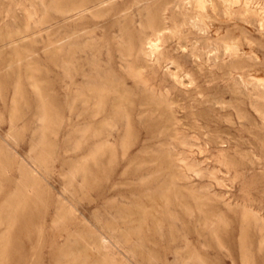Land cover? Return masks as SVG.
Listing matches in <instances>:
<instances>
[{"label": "rangeland", "instance_id": "374dc122", "mask_svg": "<svg viewBox=\"0 0 264 264\" xmlns=\"http://www.w3.org/2000/svg\"><path fill=\"white\" fill-rule=\"evenodd\" d=\"M137 1H140V3ZM96 6L98 8H92ZM81 7L91 8L77 11ZM121 7L127 8L120 11L118 19L114 18V9ZM158 7L168 8L163 14L166 27L163 29L161 37L155 40L158 48L165 51V56L161 58L159 63H155L153 55L145 53L147 44L144 45L143 51L137 52L136 48L139 45V41L121 28L125 26L128 32L142 33L143 25L150 20L152 15L156 14ZM196 7L204 8L197 9ZM143 14L145 17H143ZM201 14H205L202 20L200 19ZM188 16L191 17L188 18ZM143 19L144 21H142ZM117 22H119L118 26ZM113 27L116 28L114 29ZM147 32H149V29H145L142 33L144 37ZM262 38H264V0H204L203 6H198L196 0H169L168 2L167 0H0V133L4 131L0 134V264H110L111 262V264H244L245 261L248 264H264V228H261L264 227V113L261 110L263 109L264 111V96L262 95L264 94V80H262L264 79V39ZM131 40H134V42ZM126 41H128V44ZM226 43L234 45L236 48L233 46V49H228ZM131 45H133V50ZM101 54H103L104 58ZM103 59L104 62H102ZM177 63L179 66H177ZM96 65L98 66L95 67ZM104 68L106 70L109 69L107 70L108 73H106ZM171 71L178 73L180 81L173 79L169 74ZM87 73H89L90 77ZM101 76L103 79L105 78V81ZM140 78L147 80V87L150 86L149 89L143 85ZM171 82L173 83L171 84ZM164 83L165 86L163 85ZM88 84H90L89 87ZM91 84H95V87ZM126 84L130 85L127 86ZM92 86L94 89H92ZM166 86H168L169 90ZM110 87L114 89H110ZM107 88L109 89L108 91ZM115 89H117V92ZM122 89L130 92H121ZM135 92H137L136 96ZM119 94L127 96L132 103H123L118 112L115 113L112 104ZM143 94L153 96V101H151L153 105L140 103V97ZM74 97L76 98L74 99ZM160 98L163 100L161 101ZM174 99H176L175 103L173 102ZM163 101L167 104L171 102L170 104L172 105H167ZM56 106H59V108ZM258 106L262 107L258 108ZM42 107L44 108L42 109ZM148 110L150 111L148 112ZM163 110L166 111L164 112ZM96 112L100 115H97ZM104 112L107 114H104ZM64 115L65 118H62ZM103 115L107 120H104ZM94 116L96 117L94 118ZM150 117L153 118L155 127L160 128L167 124L166 131L163 134L158 133L151 137L146 135V132H144L146 130L145 125L146 121L151 120ZM110 118L113 119L110 120ZM114 118L115 121H113ZM100 119H102L101 122ZM127 120H129V125H127ZM91 121L93 122L90 124ZM109 123H112L114 128ZM181 123L184 124L182 125ZM88 125L89 127H87ZM80 126L81 129L79 128ZM35 127L38 128L36 129ZM181 128H184V130ZM79 130H82V132ZM93 130L96 131L94 132ZM29 132L31 135L27 134ZM106 133H110V136ZM125 135L127 136L125 137ZM169 135H171L170 138L168 137ZM115 139H118V141L116 142ZM162 139H165L164 143ZM82 140L84 141L81 142ZM14 141L17 143L15 144ZM111 142H114L113 148ZM156 142H158V145ZM166 143L169 144L167 145ZM27 145L32 146L28 147ZM70 145L71 147H69ZM91 145H94V147ZM73 146H76V149ZM211 146L213 147L211 148ZM72 147L73 149H71ZM101 147L102 149H100ZM175 147L177 149H174ZM97 149L98 152L95 153ZM163 149L170 152L166 151L167 154ZM155 150H160V153L158 151L155 152ZM171 150L173 151L171 152ZM90 152L93 155L91 154L90 156ZM27 153L29 154L27 155ZM84 154L86 156L89 155V157ZM169 154L170 156H168ZM36 160L37 162H35ZM193 160L196 163L192 162ZM130 163L133 164L131 165ZM67 164L69 165L67 166ZM38 165H42V167ZM175 165L177 168L172 167ZM205 166L206 170H211L213 173L210 174V172L206 171ZM75 168L78 169L76 170ZM53 169L55 172H53ZM143 175H146L147 179ZM70 176L72 180H70ZM169 177L175 184L171 183ZM137 178L140 180L138 181ZM159 181L161 182L160 184ZM169 181L171 186L167 185ZM191 182L194 183L193 186ZM186 184L187 186H185ZM196 186L197 189L195 188ZM172 187L173 190L171 189ZM176 187H178V191ZM63 188L67 189L68 192ZM70 188L73 189L71 190ZM190 189L196 192L193 193ZM174 190H176V193ZM144 191L146 192L144 193ZM180 191L182 192L180 193ZM159 192L161 193L159 194ZM135 194L138 197L137 195L134 197ZM147 195L154 200L152 201ZM164 196H166V199ZM183 197L184 199H182ZM120 200L125 203H120ZM138 201L139 203H136ZM223 203L224 205H222ZM197 207L199 208L197 209ZM124 208L127 209L125 210ZM146 208L147 210H145ZM21 210L28 212L21 215L19 213ZM140 212L141 214H138ZM172 213L175 218L170 217ZM129 214L132 215V218L131 215L128 217ZM254 214L258 215V217ZM96 216H98L97 219ZM124 216L126 219H124ZM243 216L248 218L246 217L245 219ZM218 217L222 218L218 219ZM204 218L208 220L205 222ZM132 219L135 220L133 221ZM197 219L200 222H197ZM127 220L128 222L126 223ZM209 220H212V223ZM170 222H172L171 225ZM225 222L227 223L225 224ZM119 223L122 224L119 225ZM258 223H261V227ZM137 224L138 227L136 226ZM190 224L193 225L191 226ZM178 225L180 228L177 227ZM242 225L244 226L242 227ZM181 227L182 231L180 230ZM120 228L123 229L121 230ZM100 234L106 235L110 240L100 243ZM181 234L185 236L183 237ZM180 235L182 238H180ZM261 240L262 242H260ZM188 242H190V246ZM192 244L193 246H191ZM206 245H208V248ZM135 246L137 247L135 248ZM175 246H178L176 249L179 251L175 249ZM147 251L149 253H146ZM151 251L154 253L152 254ZM208 251L210 252L208 253ZM182 252H185L184 255ZM195 252L197 255L199 254L201 260L199 256H196ZM174 254L175 257H173ZM193 255H195L194 260ZM182 258L183 261L181 260ZM180 261L183 263H180ZM199 261L200 263H198Z\"/></svg>", "mask_w": 264, "mask_h": 264}, {"label": "bare ground", "instance_id": "6f19581e", "mask_svg": "<svg viewBox=\"0 0 264 264\" xmlns=\"http://www.w3.org/2000/svg\"><path fill=\"white\" fill-rule=\"evenodd\" d=\"M88 1H89V0H88ZM147 1H150V0H147ZM154 1H155V0H154ZM168 1H169V0H167V2H168ZM172 1H173V0H172ZM1 2H2V1H1ZM86 2H87V1H86ZM93 2H94V1H93ZM99 2H100V1H99ZM137 2L140 3V1H137ZM48 3H49V2H48ZM129 3H130V2H129ZM150 3H151V2H150ZM171 3H172V2H171ZM196 3H197L198 6H203V5H204V0H196ZM96 4H97V3H96ZM174 4H175V3H174ZM251 4H252V3H251ZM93 5H94V4H93ZM93 5H92V6H93ZM136 5H137V4H136ZM144 5H145V4H144ZM146 5H147V4H146ZM164 5H165V4H164ZM254 5H255V4H254ZM38 6H39V5H38ZM76 6H77V5H76ZM141 6H142V5H141ZM141 6H140V7H141ZM150 6H151V5H150ZM33 7H34V6H33ZM133 7H135V6H133ZM133 7H132V8H133ZM2 8H3V7H2ZM20 8H21V7H20ZM90 8H91V7H81V8H78L77 11H78V10H79V11H82V10H84V9H90ZM92 8H93V9H96V8H98V7L96 6V7H92ZM126 8H127V7H121V8H116V9H114V12H113L114 18L118 19V16H120V11H121V10H124V9H126ZM167 8H168V7H158V8H157V12H156V14L153 13L154 15L151 16L150 20H149L145 25H143V27H142L143 32H144L145 29H149V32H147V34L145 35V37H144L143 34H142L143 32H142V33L140 32V33H138V34H137V33H131V32H128V30H127V28H125V26H124V28H121V27H120L124 32H127L128 34H130V36H134V39H136V40L139 41V45H138V47L136 48V49H137V52L143 51V50H144V47H145L144 45L147 44V45H146V46H147V51H146L145 53H149V54L153 55L155 63H159V62L161 61V58H163V56H165V55H164V54H165V51H164L163 49L158 48L157 42H156L155 40L158 39L159 37H161L162 32H163V29L166 27V24H165V20H164V16H163V14L165 13V10H166ZM196 8H197V9H203L204 7H196ZM18 9H19V8H18ZM22 9H23V8H22ZM138 9H139V8H138ZM252 9H253V8H252ZM19 10H20V9H19ZM100 10H101V9H100ZM128 10H130V9H128ZM128 10H127V12H128ZM132 10H133V9H132ZM134 10H135V9H134ZM141 11H142V10H141ZM152 11H153V10H152ZM201 11H202V10H201ZM11 12H12V11H11ZM123 12H124V11H123ZM123 12H122V13H123ZM127 12H126V14H127ZM132 12H133V11H132ZM134 12H135V11H134ZM199 12H200V11H199ZM212 12H213V11H212ZM25 13H26V12H25ZM37 13H38V12H37ZM104 13H105V12H104ZM149 13H150V12H149ZM9 14H10V13H9ZM16 14H17V13H16ZM19 14H20V13H19ZM134 14H135V13H134ZM167 14H168V13H167ZM167 14H166V15H167ZM4 15H5V13H4ZM17 15H18V14H17ZM42 15H43V14H42ZM168 15H169V14H168ZM174 15H175V14H174ZM178 15H179V14H178ZM204 15H205V14H201V15H200V19H201V20L203 19V16H204ZM226 15H227V14H226ZM241 15H242V14H241ZM39 16H40V15H39ZM78 16H79V15H78ZM101 16H102V15H101ZM138 16H140V15H138ZM227 16H228V15H227ZM14 17H15V16H14ZM42 17H43V16H42ZM42 17H41V18H42ZM54 17H55V16H54ZM99 17H100V16H99ZM121 17H122V16H121ZM126 17H127V16H126ZM134 17H135V15H134ZM136 17H137V16H136ZM143 17H145L144 14H143ZM189 17H191V16H188V18H189ZM12 18H13V17H12ZM140 18H142V17H140ZM174 18H175V17H174ZM8 19H9V18H8ZM116 19H115V20H116ZM119 19H120V18H119ZM126 19H127V18H126ZM197 19H199V18H197ZM10 20H11V19H10ZM59 20H60V19H59ZM124 20H125V19H124ZM137 20H138V19H137ZM206 20H207V19H206ZM7 21H8V20H7ZM7 21H6V22H7ZM11 21H12V20H11ZM32 21H33V20H32ZM89 21H90V19H89ZM142 21H144V19H143ZM222 21H223V19H222ZM232 21H233V20H232ZM8 22H9V21H8ZM16 22H17V21H16ZM18 22H19V21H18ZM22 22H23V21H22ZM94 22H95V21H94ZM137 22H139V21H137ZM204 22H205V21H204ZM19 23H20V22H19ZM118 23H119V22H117V26H118ZM120 23H121V22H120ZM4 24H5V22H4ZM16 24L18 25V23H16ZM121 24H122V23H121ZM134 24H135V23H134ZM9 25H10V24H9ZM18 26H19V25H18ZM77 26H78V25H77ZM92 26H93V25H92ZM170 26H171V25H170ZM195 26H196V25H195ZM207 26H208V25H207ZM224 26H225V25H224ZM247 26H248V25H247ZM98 27H99V26H98ZM98 27H97V28H98ZM103 27H104V26H103ZM103 27H101V28H103ZM259 27H260V26H259ZM3 28H4V27H3ZM71 28H72V27H71ZM89 28H90V27H89ZM91 28H92V27H91ZM113 28H114V27H113ZM115 28H116V27H115ZM115 28H114V29H115ZM209 28H210V27H209ZM226 28H227V27H226ZM86 29H87V28H86ZM105 29H106V28H105ZM38 30H39V29H38ZM76 30H77V29H76ZM116 30H117V29H116ZM171 30H172V29H171ZM3 31H4V30H3ZM8 31H9V30H8ZM10 31H11V30H10ZM82 31H84V30H82ZM109 31H110V29H109ZM140 31H141V30H140ZM13 32H14V31H13ZM31 32H32V31H31ZM31 32H30V33H31ZM35 32H36V31H35ZM104 32H105V31H104ZM121 32H122V31H121ZM211 32H212V31H211ZM260 32H261V31H260ZM61 33H62V32H61ZM207 34H208V33H207ZM258 34H259V33H258ZM262 34H263V33H262ZM25 35H26V34H25ZM59 35H60V34H59ZM97 35H98V34H97ZM101 35H102V34H101ZM122 35H123V34H122ZM210 35H211V34H210ZM255 35H256V34H255ZM117 36H119V35H117ZM123 36H124V35H123ZM123 36H122V37H123ZM127 36H128V35H127ZM211 36H212V35H211ZM257 36H258V35H257ZM260 36L262 37V35H260ZM58 37H59V36H58ZM115 37H116V36H115ZM253 37H254V36H253ZM100 38H101V37H100ZM103 38H104V37H103ZM113 38H114V37H113ZM117 38H120V37H117ZM124 38H125V37H124ZM124 38H121V39H124ZM87 39H88V38H87ZM128 39H129V38H128ZM258 39H259V38H258ZM262 39H264V38H262ZM13 40H14V39H13ZM119 40H120V39H119ZM61 41H63V40H61ZM95 41H96V40H95ZM97 41H98V40H97ZM124 41H125V40H124ZM131 41L134 42V40H131ZM231 41H232V40H231ZM59 42H60V41H59ZM82 42H83V40H82ZM85 42H86V41H85ZM91 42H92V41H91ZM119 42H120V41H119ZM127 42H128V41H126V43H127ZM129 42H130V40H129ZM249 42H251V41H249ZM262 42H263V41H262ZM57 43H58V42H57ZM80 43H81V42H80ZM120 43H122V42H120ZM222 43H223V42H222ZM253 43H254V42H253ZM122 44H123V43H122ZM122 44H120V45L122 46ZM127 44H128V43H127ZM224 44H225V43H224ZM226 44H227V43H226ZM70 45H71V44H70ZM74 45H75V44H74ZM74 45H73V46H74ZM82 45H83V44H82ZM102 45H103V44H102ZM177 45H178V44H177ZM49 46H50V45H49ZM76 46H77V44H76ZM84 46H85V45H84ZM103 46H104V45H103ZM131 46H132V50H133V45H131ZM135 46H136V45H135ZM135 46H134V47H135ZM187 46H188V45H187ZM233 46H234V45H233ZM233 46L227 44L226 47H227L228 49H229V48H230V49H233V48H232ZM87 47H88V46H87ZM105 47H106V46H105ZM119 47H120V46H119ZM168 47H169V46H168ZM173 47H174V46H173ZM46 48H47V47H46ZM56 48H57V47H56ZM122 48H123V47H122ZM181 48H182V47H181ZM183 48H184V47H183ZM234 48H236V46H234ZM247 48H248V47H247ZM97 49H98V47H97ZM127 49H128V48H127ZM129 49H130V45H129ZM244 49H245V48H244ZM185 50H186V49H185ZM211 50H212V49H211ZM39 51H40V50H39ZM110 51H111V50H110ZM117 51H118V50H117ZM169 51H170V50H169ZM209 51H210V50H209ZM212 51H213V50H212ZM226 51H227V49H226ZM226 51H225V52H226ZM244 51H245V50H244ZM85 52H86V51H85ZM108 52H109V50H108ZM128 52H129V51H128ZM128 52H127V53H128ZM130 52H131V50H130ZM130 52H129V53H130ZM135 52H136V51H135ZM36 53H37V52H36ZM90 53H91V52H90ZM93 53H94V52H93ZM106 53H107V52H106ZM106 53H103V54H106ZM110 53H111V52H110ZM198 53H199V52H198ZM262 53H263V52H262ZM42 54H43V53H42ZM85 54H86V53H85ZM103 54H101V55L103 56ZM112 54H113V53H112ZM132 54H133V53H132ZM241 54H242V53H241ZM38 55H39V54H38ZM88 55H89V54H88ZM94 55H95V53H94ZM94 55H93V56H94ZM135 55H136V54H135ZM135 55H134V56H135ZM217 55H218V54H217ZM30 56H32V55H30ZM42 56H43V55H42ZM95 56H96V55H95ZM108 56H109V55H108ZM115 56H116V55H115ZM122 56H123V55H122ZM122 56H121V57H122ZM235 56H236V55H235ZM250 56H251V55H250ZM257 56H258V55H257ZM82 57H84V56H82ZM91 57H92V55H91ZM117 57H118V56H117ZM124 57H125V56H124ZM126 57H128V55H126ZM130 57H131V56H130ZM177 57H178V56H177ZM103 58H104V56H103ZM118 58L120 59V57H118ZM118 58H117V59H118ZM225 58H226V57H225ZM24 59H26V58H24ZM43 59H44V58H43ZM87 59H88V58H87ZM87 59H86V60H87ZM97 59H98V58H97ZM107 59H108V58H107ZM109 59H110V57H109ZM115 59H116V58H115ZM134 59H135V58H134ZM139 59H140V58H139ZM144 59H145V58H144ZM144 59H143V60H144ZM204 59H205V58H204ZM32 60H33V59H32ZM101 60H102V59H101ZM30 61H31V60H30ZM105 61H106V60H105ZM107 61H108V60H107ZM116 61H117V60H116ZM126 61H127V60H126ZM128 61H129V60H128ZM145 61H146V60H145ZM215 61H216V60H215ZM218 61H219V60H218ZM17 62H18V61H17ZM88 62H89V61H88ZM93 62H94V61H93ZM102 62H104V59H103ZM114 62H115V61H114ZM138 62H140V61H138ZM147 62H148V61H147ZM27 63H28V62H27ZM118 63H119V62H118ZM118 63H116V64H118ZM73 64H74V63H73ZM94 64H96V63H94ZM110 64H111V63H110ZM132 64H133V63H132ZM201 64H202V63H201ZM18 65H19V63H18ZM105 65H106V64H105ZM48 66H49V65H48ZM92 66H93V65H92ZM97 66H98V65H96L95 67H97ZM139 66H140V65H139ZM177 66H179L178 63H177ZM7 67H8V66H7ZM7 67H6V68H7ZM84 67H85V66H84ZM93 67H94V66H93ZM100 67H101V66H100ZM102 67H103V65H102ZM106 67H107V66H106ZM110 67L112 68V66H110ZM110 67H109V68H110ZM131 67H132V66H131ZM49 68H50V67H49ZM107 68H108V67H107ZM133 68H134V67H133ZM141 68H143V67H141ZM82 69H83V68H82ZM102 69H103V68H102ZM104 69H105V68H104ZM113 69H114V67H113ZM123 69H124V68H123ZM126 69H127V68H126ZM136 69H137V66H136ZM92 70H93V69H92ZM97 70H98V69H97ZM105 70H106V69H105ZM107 70H109V69H107ZM107 70H106V73H108ZM155 70H156V69H155ZM47 71H48V70H47ZM50 71H51V70H50ZM127 71H128V70H127ZM137 71H138V70H137ZM217 71H218V70H217ZM36 72H37V71H36ZM39 72H40V71H39ZM97 72H98V71H97ZM122 72H123V71H122ZM150 72H151V71H150ZM152 72H153V71H152ZM47 73H48V72H47ZM106 73H105V74H106ZM113 73H114V72H113ZM44 74H45V73H44ZM87 74L89 75V73H87ZM90 74H91V73H90ZM114 74H115V73H114ZM117 74H118V73H117ZM138 74H139V72H138ZM169 74L173 77V79L179 80V78H178V73H177V72H175V71H171ZM218 74H219V73H218ZM262 74H263V72H262ZM82 75H83V73H82ZM93 75H94V74H93ZM99 75H100V73H99ZM101 75H102V70H101ZM118 75H119V74H118ZM78 76H79V75H78ZM109 76H110V75H109ZM239 76H240V75H239ZM249 76H251V75H249ZM83 77H84V76H83ZM86 77H87V76H86ZM89 77H90V75H89ZM91 77H92V76H91ZM97 77H98V75H97ZM101 77H102V76H101ZM104 77H105V75H104ZM107 77H108V75H107ZM119 77H121V76H119ZM147 77H148V76H147ZM159 77H160V76H159ZM182 77H183V76H182ZM255 77H256V76H255ZM257 77H258V76H257ZM75 78H76V76H75ZM87 78H88V77H87ZM93 78H94V76H93ZM99 78H100V77H99ZM121 78H123V77H121ZM160 78H161V77H160ZM253 78H254V76H253ZM18 79H19V78H18ZM96 79H97V78H96ZM96 79H95V81H96ZM102 79H103V77H102ZM104 79H105V78H104ZM104 79H103V80H104ZM107 79H108V78H107ZM112 79H114V78H112ZM226 79H227V78H226ZM228 79H229V78H228ZM228 79H227V80H228ZM260 79H262V78H260ZM71 80H72V79H71ZM140 80L142 81L143 85H144L146 88L149 89L150 86L147 87V86H148L147 80L144 79V78H140ZM154 80H155V79H154ZM229 80H230V79H229ZM256 80H257V79H256ZM262 80H264V79H262ZM262 80H261V82H262ZM1 81H2V80H1ZM40 81H41V80H40ZM60 81H61V80H60ZM78 81H79V80H78ZM92 81H93V79H92ZM104 81H105V80H104ZM106 81H107V80H106ZM119 81H120V80H119ZM150 81H151V80H150ZM179 81H180V80H179ZM236 81H237V80H236ZM254 81H255V80H254ZM34 82H35V81H34ZM34 82H33V83H34ZM88 82H89V81H88ZM108 82H109V81H108ZM116 82H117V80H116ZM116 82H113V83H116ZM157 82H158V81H157ZM176 82H177V81H176ZM258 82H259V81H258ZM261 82H260V83H261ZM39 83H40V82H39ZM59 83H60V82H59ZM77 83H78V82H77ZM121 83H122V82H121ZM172 83H173V82H171V84H172ZM218 83H220V82H218ZM246 83H247V82H246ZM17 84H18V83H17ZM31 84H32V83H31ZM68 84H69V83H68ZM169 84H170V82H169ZM222 84H223V83H222ZM239 84H240V83H239ZM89 85H90V84H88V87H89ZM91 85H93V84H91ZM94 85H95V84H94ZM94 85H93V86H94ZM98 85L100 86V84H98ZM118 85H119V84H118ZM126 85H127V84H126ZM129 85H130V84H129ZM129 85H127V86H129ZM163 85L165 86V83H164ZM26 86H27V85H26ZM93 86H92V89H94ZM106 86H107V85H106ZM106 86H105V89H106ZM109 86H110V85H109ZM111 86H112V84H111ZM113 86L115 87L114 84H113ZM173 86H175V85H173ZM207 86H208V85H207ZM219 86H220V85H219ZM221 86H222V85H221ZM260 86H261V85H260ZM94 87H95V86H94ZM96 87H97V86H96ZM102 87H103V86H102ZM119 87H120V86H119ZM125 87H126V86H125ZM139 87H140V86H139ZM166 87H167V89H168V86H166ZM166 87H165V88H166ZM176 87H177V85H176ZM261 87H262V86H261ZM90 88H91V87H90ZM100 88H101V86H100ZM112 88H113V87H112ZM112 88L110 87V89H112ZM174 88H175V87H174ZM20 89H21V88H20ZM73 89H74V88H73ZM98 89H99V88H98ZM101 89H102V88H101ZM113 89H114V88H113ZM124 89H125V88H124ZM130 89H131V87H130ZM133 89H134V88H133ZM182 89H183V88H182ZM248 89H249V88H248ZM50 90H51V89H50ZM57 90H58V89H57ZM89 90H90V89H89ZM102 90H103V89H102ZM102 90H101V91H102ZM108 90H109V89L107 88V91H108ZM116 90H117V89H115V91H116ZM134 90H135V89H134ZM142 90H143V89H142ZM156 90H157V89H156ZM161 90H162V89H161ZM168 90H169V89H168ZM48 91H49V90H48ZM52 91H53V90H52ZM76 91H77V90H76ZM93 91H94V90H93ZM96 91H97V90H96ZM103 91H105V90H103ZM110 91H111V90H110ZM123 91H124V90L122 89L121 92H123ZM126 91L128 92L129 90H126ZM126 91H124V92H126ZM132 91H133V90H132ZM132 91H131V93H132ZM146 91L148 92V90H146ZM254 91H255V90H254ZM257 91H258V90H257ZM46 92H47V91H46ZM70 92H71V91H70ZM79 92H80V91H79ZM82 92H83V91H82ZM82 92H81V94H82ZM97 92H98V91H97ZM116 92H117V91H116ZM116 92H115V93H116ZM129 92H130V91H129ZM129 92H128V93H129ZM161 92H162V91H161ZM258 92H259V91H258ZM258 92H255V93H258ZM83 93H85V92H83ZM101 93H102V92H101ZM108 93H109V92H108ZM119 93H120V92H119ZM135 93H136V94H135V96H136V95H137V92H135ZM142 93H143V91H142ZM174 93H175V92H174ZM55 94H56V93H55ZM66 94H67V93H66ZM68 94H69V93H68ZM85 94H87V93H85ZM85 94H84V95H85ZM102 94H103V93H102ZM133 94H134V93H133ZM152 94L154 95V93H152ZM157 94H159V93H157ZM163 94H164V93H163ZM169 94H170V93H169ZM250 94H251V93H250ZM261 94H262V93H261ZM49 95H50V94H49ZM59 95H60V94H59ZM62 95H63V94H62ZM82 95H83V94H82ZM105 95H106V94H105ZM139 95H140V94H139ZM165 95H166V94H165ZM172 95H173V93H172ZM172 95H170V96H172ZM258 95H260V94H258ZM258 95H257V96H258ZM262 95L264 96V94H262ZM63 96H64V95H63ZM73 96H74V95H73ZM100 96H101V94H100ZM166 96H167V95H166ZM244 96H245V95H244ZM252 96H253V95H252ZM86 97H87V96H86ZM139 97H140V96H139ZM152 97H153V96H152ZM152 97H151L150 94H149V95H147V94H143V96L140 97V103H143V104H146V105H153V104L151 103V101H153ZM162 97H163V95H162ZM172 97H173V96H172ZM174 97H175V96H174ZM259 97H260V96H259ZM261 97H262V96H261ZM261 97H260V98H261ZM75 98H76V97H74V99H75ZM88 98H89V97H88ZM115 98H116V97H115ZM158 98H159V97H158ZM163 98H164V97H163ZM165 98L168 99L167 97H165ZM227 98H228V96H227ZM254 98H255V97H254ZM262 98H263V97H262ZM45 99H46V98H45ZM68 99H69V98H68ZM74 99H73V100H74ZM102 99H103V98H102ZM155 99H156V98H155ZM160 99H161V101L163 100L162 98H160ZM166 99H165V100H166ZM258 99H259V98H258ZM18 100H19V99H18ZM62 100H63V98H62ZM66 100H67V99H66ZM98 100H99V99H98ZM127 100H128V101H127ZM169 100H170V99H169ZM175 100H176V99H174V101H173L174 103H175ZM225 100H226V97H225ZM227 100H228V99H227ZM253 100H254V99H253ZM56 101H57V100H56ZM83 101H85V100H83ZM87 101H88V99H87ZM155 101H157V100H155ZM170 101H171V100H170ZM180 101H182V100H180ZM180 101H179V102H180ZM261 101H262V100H261ZM67 102H68V100H67ZM69 102H70V101H69ZM125 102H127V103H128V102L132 103V101H131L130 99H128L127 96H124L123 94H119L118 97L116 98V100H115V101L113 100L112 108L114 109V112H115V113L118 112V109H120L121 106L123 105V103H125ZM158 102H159V100H158ZM158 102H157V103H158ZM163 102H164V101H163ZM163 102H162V104L165 103V102H164V103H163ZM168 102H169V101H168ZM215 102H216V101H215ZM39 103H40V102H39ZM39 103H38V104H39ZM52 103H54V102H52ZM86 103H87V102H86ZM150 103H151V104H150ZM170 103H171V102H169L168 104H167V103H165V104H167V105H172V104H170ZM205 103H207V102H205ZM218 103H219V102H218ZM253 103H254V102H253ZM256 103H257V102H256ZM262 103H263V102H262ZM8 104H9V103H8ZM38 104H37V105H38ZM100 104H101V103H100ZM162 104H160V105H162ZM220 104H221V103H220ZM223 104H224V103H223ZM0 105H1V104H0ZM85 105H86V104H85ZM90 105H91V103H90ZM141 105H142V104H141ZM173 105H174V104H173ZM177 105H178V104H177ZM253 105H254V104H253ZM258 105H259V104H258ZM34 106H35V105H34ZM51 106H52V104H51ZM69 106H70V105H69ZM86 106H87V105H86ZM163 106H165V105H163ZM255 106L257 107V105H255ZM263 106H264V105H263ZM53 107H54V106H53ZM56 107L59 108V106H56ZM97 107H98V105H97ZM253 107H254V106H253ZM256 107H255V108H256ZM259 107H260V106H258V108H259ZM261 107H262V106H261ZM261 107H260V108H261ZM33 108H35V107H33ZM43 108H44V107H42V109H43ZM45 108H46V107H45ZM71 108H72V107H71ZM73 108H74V107H73ZM91 108H92V107H91ZM91 108H90V109H91ZM100 108H102V107H100ZM166 108H167V107H166ZM169 108H170V106H169ZM176 108H177V107H176ZM182 108H183V107H182ZM220 108H221V107H220ZM231 108H232V107H231ZM13 109H14V108H13ZM65 109H66V108H65ZM74 109H75V108H74ZM78 109H79V108H78ZM96 109H97V108H96ZM96 109H95V110H96ZM106 109H107V108H106ZM163 109H164V107H163ZM170 109H171V108H170ZM39 110H41V109H39ZM45 110H46V109H45ZM70 110H71V109H70ZM82 110H83V109H82ZM82 110H81V111H82ZM98 110H99V107H98ZM103 110H104V109H103ZM171 110H172V109H171ZM231 110H232V109H231ZM261 110H262V112L264 113L263 109H261ZM6 111H7V110H6ZM43 111H44V110H43ZM71 111H72V110H71ZM81 111H80V113H81ZM87 111H88V110H87ZM109 111H111V110H109ZM146 111H147V110H146ZM149 111H150V110H148V112H149ZM151 111H152V110H151ZM163 111H164V110H163ZM165 111H166V110H165ZM165 111H164V112H165ZM172 111H173V110H172ZM252 111L255 112L254 110H252ZM8 112H9V111H8ZM38 112H39V111H38ZM44 112H45V111H44ZM93 112H94V111H93ZM97 112H98V111H97ZM97 112H96V114H97ZM155 112H156V111H155ZM83 113H84V112H83ZM83 113H82V114H83ZM105 113H106V112H104V114H105ZM136 113H137V112H136ZM178 113H179V111H178ZM187 113H188V112H187ZM235 113H236V112H235ZM76 114H77V113H76ZM90 114H91V113H90ZM106 114H107V113H106ZM109 114H110V113H109ZM125 114H126V113H125ZM172 114H174V113H172ZM233 114H234V113H233ZM236 114H237V113H236ZM39 115H40V114H39ZM43 115H44V113H43ZM50 115H51V112H50ZM66 115H67V114H66ZM78 115H79V114H78ZM80 115H81V114H80ZM97 115H100V114H97ZM97 115H96V116H97ZM110 115H111V114H110ZM146 115H147V114H146ZM149 115H150V114H149ZM168 115H169V114H168ZM183 115H184V113H183ZM262 115H263V114H262ZM5 116H6V115H5ZM26 116H27V115H26ZM60 116H61V115H60ZM60 116H58V117H60ZM87 116H88V115H87ZM96 116H94V118H95ZM121 116H123V115L121 114ZM136 116H137V115H136ZM218 116H219V115H218ZM227 116H228V115H227ZM235 116H236V115H235ZM242 116H243V115H242ZM256 116H257V115H256ZM8 117H9V115H8ZM68 117H70V116H68ZM71 117H72V114H71ZM90 117H91V116H90ZM90 117H89V118H90ZM117 117H118V116H117ZM171 117H172V116H171ZM174 117H175V116H174ZM176 117H177V116H176ZM236 117H237V116H236ZM243 117H244V116H243ZM4 118H5V117H4ZM62 118H65V115H64V117L62 116ZM84 118H85V117H84ZM91 118H92V117H91ZM103 118H104V115H103ZM115 118H116V117H115ZM115 118H114L113 121H115ZM120 118H121V117H120ZM150 118H151V117H150ZM165 118H166V117H165ZM169 118H170V117H169ZM179 118H180V117H179ZM181 118H182V117H181ZM39 119H40V118H39ZM73 119H74V118H73ZM87 119H88V118H87ZM98 119H99V118H98ZM105 119L107 120V118H104V120H105ZM108 119H109V118H108ZM112 119H113V118H112ZM112 119L110 118V120H112ZM127 119H128V116H127ZM152 119H153V118H151V120L146 121V125H145V127H146L145 129H146V130L144 131V132H146V135L149 136V137H151V136H154L155 134L157 135L158 133H162V134H163V133L166 131V126H167V124H166V126H162V127H160V128H159V127H155V126H154V120H152ZM161 119H162V118H161ZM176 119H177V118H176ZM30 120H31V119H30ZM79 120H82V119H79ZM79 120H78V121H79ZM101 120H102V119H100V122H101ZM117 120H118V119H117ZM121 120H122V118H121ZM129 120H130V119H129ZM129 120H127V125H129ZM171 120H172V119H171ZM174 120H175V119H174ZM242 120H243V119H242ZM5 121H6V120H5ZM62 121H63V120H62ZM68 121H69V120H68ZM74 121H75V120H74ZM89 121H90V120H89ZM108 121H109V120H108ZM119 121H120V119H119ZM122 121H123V120H122ZM136 121H137V120H136ZM176 121H177V120H176ZM232 121H233V120H232ZM29 122H30V121H29ZM38 122H39V120H38ZM51 122H52V121H51ZM92 122H93V121H91L90 124H91ZM106 122H107V121H106ZM123 122H124V121H123ZM143 122H144V121H143ZM182 122H183V121H182ZM226 122H227V121H226ZM54 123H55V122H54ZM69 123H71V122H69ZM77 123H78V122H77ZM88 123H89V122H88ZM97 123H98V122H97ZM97 123H96V124H97ZM118 123H119V122H118ZM172 123H173V121H172ZM174 123H178V122H174ZM190 123H191V122H190ZM29 124H30V123H29ZM55 124H56V123H55ZM81 124L84 125L85 123H81ZM90 124H89V125H90ZM98 124H99V123H98ZM104 124H105V121H104ZM109 124L112 125V123H109ZM109 124H108V125H109ZM119 124H120V123H119ZM181 124H182V123H181ZM183 124H184V123H183ZM183 124H182V125H183ZM233 124H234V123H233ZM78 125H79V124H78ZM89 125H88L87 127H89ZM117 125H118V124H117ZM123 125H124V124H123ZM142 125H143V124H142ZM172 125H173V124H172ZM17 126H18V125H17ZM19 126H20V124H19ZM28 126H29V125H28ZM31 126H32V124H31ZM38 126H39V125H38ZM70 126H71V125H70ZM140 126H141V125H140ZM169 126H170V123H169ZM169 126H168V127H169ZM219 126H220V125H219ZM5 127H6V126H5ZM10 127H11V125H10ZM50 127H51V126H50ZM83 127H84V126H83ZM102 127H103V126H102ZM112 127L114 128V125H112ZM123 127H125V126H123ZM216 127H217V126H216ZM227 127H228V126H227ZM1 128H2V127H1ZM13 128H14V127H13ZM35 128H36V127H35ZM37 128H38V127H37ZM37 128H36V129H37ZM41 128H42V126H41ZM79 128L81 129V126H80ZM79 128H78V129H79ZM85 128H86V127H85ZM120 128H121V126H120ZM127 128H128V127H127ZM235 128H236V127H235ZM238 128H239V127H238ZM11 129H12V128H11ZM15 129H16V128H15ZM30 129H31V127H30ZM36 129H35V130H36ZM53 129H54V128H53ZM64 129H65V127H64ZM100 129H101V128H100ZM104 129H105V128H104ZM104 129H103V130H104ZM170 129H171V128H170ZM181 129L184 130V128H181ZM6 130H7V129H6ZM70 130H71V129H70ZM70 130H68V131H70ZM83 130H84V128H83ZM86 130H87V129H86ZM96 130H97V129H96ZM96 130H95V131H96ZM119 130H120V129H119ZM124 130H126V128H124ZM124 130H123V132H124ZM127 130H128V129H127ZM1 131H2V129H1ZM26 131H27V130H26ZM68 131L66 132V136H67ZM75 131H78V130H75ZM79 131H80V130H79ZM93 131H94V130H93ZM95 131H94V132H95ZM106 131H107V130H106ZM114 131H115V130H114ZM117 131H118V130H117ZM2 132H4V131H2ZM2 132H1V133H2ZM72 132H73V131H72ZM80 132H82V130H81ZM83 132H84V131H83ZM108 132H109V130H108ZM120 132H121V131H120ZM176 132H177V131H176ZM182 132H183V131H182ZM1 133H0V134H1ZM38 133H39V132H38ZM41 133H42V132H41ZM86 133H87V132H86ZM99 133H100V132H99ZM103 133H104V132H103ZM114 133H116V132H114ZM132 133H133V132H132ZM188 133L190 134V132H188ZM194 133H195V132H194ZM6 134H7V132H6ZM27 134H30V135H31L30 132L27 133ZM54 134H55V133H54ZM106 134H108V133H106ZM106 134H105V135H106ZM126 134H127V133H126ZM24 135H25V134H24ZM56 135H57V134H56ZM56 135H54V136H56ZM70 135H71V134H70ZM70 135H69V136H70ZM108 135L110 136V133H109ZM116 135H117V134H116ZM142 135H143V133H142ZM172 135H174V134H172ZM176 135H179V134H176ZM191 135H192V133H191ZM207 135H208V134H207ZM238 135H239V134H238ZM2 136H4V135H2ZM7 136H8V135H7ZM25 136H26V135H25ZM66 136H65V137H66ZM69 136H68V138H69ZM73 136H75V135H73ZM83 136H84V135H83ZM94 136H95V135H94ZM112 136H113V134H112ZM126 136H127V135H125V137H126ZM170 136H171V135H169L168 137L170 138ZM182 136H183V135H182ZM187 136H188V135H187ZM60 137H61V135H60ZM90 137H92V136H90ZM155 137H156V136H155ZM158 137H159V136H158ZM172 137H173V136H172ZM176 137H177V136H176ZM176 137H175V138H176ZM180 137H181V136H180ZM188 137H189V136H188ZM190 137H191V136H190ZM2 138H3V137H2ZM26 138H27V137H26ZM28 138H29V137H28ZM30 138H31V137H30ZM30 138H29V139H30ZM71 138H72V137H71ZM103 138H104V137H103ZM103 138H102V140H103ZM115 138H117V137H115ZM141 138H142V137H141ZM183 138H185V137H183ZM196 138H197V137H196ZM8 139H9V138H8ZM31 139H32V138H31ZM36 139H37V138H36ZM42 139H43V137H42ZM45 139H46V138H45ZM62 139H63V138H62ZM76 139H78V138H76ZM80 139H81V138H80ZM80 139H79V140H80ZM112 139H113V138H112ZM120 139H121V137H120ZM126 139H127V138H126ZM142 139H145V138H142ZM152 139H154V137H152ZM218 139H219V138H218ZM12 140H14V139H12ZM27 140H28V139H27ZM37 140H38V139H37ZM37 140H36V141H37ZM57 140H58V139H57ZM79 140H78V142H79ZM150 140H151V139H150ZM162 140H163V139H162ZM162 140H161V141H162ZM164 140H165V139H164ZM164 140H163V143H164ZM168 140H169V139H168ZM168 140H167V141H168ZM180 140H181V139H180ZM28 141H29V140H28ZM28 141H27V142H28ZM33 141H34V140H33ZM83 141H84V140H82L81 142H83ZM97 141H98V140H97ZM97 141H95V142H97ZM111 141H112V140H111ZM115 141L117 142L118 139H117V140L115 139ZM122 141H123V140H122ZM124 141H125V139H124ZM140 141H141V140H140ZM167 141H166V142H167ZM183 141H184V139H183ZM221 141H222V140H221ZM6 142H7V141H6ZM29 142H30V141H29ZM48 142H49V141H48ZM48 142H47V143H48ZM65 142H66V141H65ZM92 142H93V141H92ZM98 142H99V141H98ZM100 142H101V140H100ZM168 142H169V141H168ZM181 142H182V141H181ZM185 142H186V141H185ZM14 143H15V141H14ZM16 143H17V142H16ZM16 143H15V144H16ZM40 143H41V142H40ZM42 143H43V142H42ZM89 143H90V142H89ZM102 143H103V141H102ZM102 143H101V146H102ZM106 143H107V141H106ZM108 143H109V141H108ZM111 143H112L111 145H112V148H113V143H114V142H111ZM122 143H124V142H122ZM156 143H157V145H158V142H156ZM161 143H162V142H161ZM7 144H9V143H7ZM26 144H27V143H26ZM26 144H25V145H26ZM30 144H31V143H30ZM37 144H38V143H37ZM53 144H54V143H53ZM62 144H63V143H62ZM78 144H80V143H78ZM90 144H91V143H90ZM92 144H93V143H92ZM128 144H129V143H128ZM128 144H127V145H128ZM159 144H160V143H159ZM166 144L168 145L169 143H166ZM171 144H172V143H171ZM173 144H174V143H173ZM195 144H196V142H195ZM195 144H194V145H195ZM56 145H57V144H56ZM64 145H65V144H64ZM74 145L77 146V144H75V143H74ZM81 145H82V144H81ZM81 145H79V146H81ZM94 145H95V144H94ZM94 145H91V146L94 147ZM99 145H100V143H99ZM114 145H115V144H114ZM151 145H152V144H151ZM161 145H162V144H161ZM164 145H165V144H164ZM180 145H181V144H180ZM185 145L187 146L186 143H185ZM191 145H193V144H191ZM6 146H7V145H6ZM27 146L30 147V146H32V145H30V146L27 145ZM27 146H26V147H27ZM41 146H43V145H41ZM76 146H75V147H76ZM79 146H78V147H79ZM89 146H90V145H89ZM95 146H96V145H95ZM107 146H108V145H107ZM124 146H125V144H124ZM162 146H163V145H162ZM189 146H190V145H189ZM197 146H198V145H197ZM197 146H195V147H197ZM44 147H45V146H44ZM50 147H51V146H50ZM55 147H56V146H55ZM66 147H67V146H66ZM69 147H71V145H70ZM73 147H74V146H73ZM73 147H72L71 149H73ZM75 147H74V148H75ZM102 147H103V146H102ZM102 147H101L100 149H102ZM118 147H119V146H118ZM126 147H127V146H126ZM155 147H156V146H155ZM172 147H173V146H172ZM212 147H213V146H211V148H212ZM232 147H233V146H232ZM33 148H34V147H33ZM61 148H63V147H61ZM80 148H81V147H80ZM80 148H79V149H80ZM87 148H88V147H87ZM90 148H92V147H90ZM96 148H99V147H96ZM105 148H106V145H105ZM108 148H109V147H108ZM112 148H111V149H112ZM114 148H115V146H114ZM116 148H117V147H116ZM122 148H124V147H122ZM150 148H152V147H150ZM163 148H164V146H163ZM179 148H180V147H179ZM223 148H224V147H223ZM227 148H228V147H227ZM233 148H234V147H233ZM233 148H232V149H233ZM242 148H243V147H242ZM12 149H13V147H12ZM28 149H29V148H28ZM30 149H31V148H30ZM64 149H65V148H64ZM75 149H76V148H75ZM75 149H74V151H75ZM111 149H110V150H111ZM153 149H154V148H153ZM174 149H177V148L175 147ZM190 149H191V148H190ZM200 149H201V148H200ZM9 150H10V149H9ZM36 150H37V149H36ZM53 150H55V149H53ZM65 150H66V149H65ZM116 150H117V149H116ZM118 150H119V149H118ZM141 150H142V149H141ZM163 150H164V149H163ZM182 150H183V148H182ZM11 151H12V150H11ZM66 151H69V150H66ZM66 151H65V152H66ZM70 151H71V150H70ZM99 151H100V150H99ZM156 151H158V150H155V152H156ZM164 151H165V150H164ZM166 151H167V150H166ZM166 151H165V152H166ZM172 151H173V150H171V152H172ZM179 151H180V149H179ZM184 151H185V150H184ZM28 152H29V150H28ZM54 152H55V151H54ZM87 152H88V151H87ZM87 152H85V153L87 154ZM92 152L94 153L93 150H92ZM97 152H98V149L96 150L95 153H97ZM116 152H117V151H116ZM120 152H121V151H120ZM153 152H154V151H153ZM153 152H152V154H154ZM158 152L160 153V150H159ZM167 152H170V151H167ZM167 152H166V153H167ZM186 152H188V151H186ZM195 152H197V151L195 150ZM199 152H200V151H199ZM233 152H234V151H233ZM39 153H41V152H39ZM44 153H45V151H44ZM67 153H68V152H67ZM72 153H73V152H72ZM76 153H77V152H76ZM95 153H94V154H95ZM135 153H136V151H135ZM143 153H144V152H143ZM150 153H151V152H150ZM150 153H149V154H150ZM159 153H158V154H159ZM162 153H163V152H162ZM176 153H178V152H176ZM180 153H181V152H180ZM188 153H189V152H188ZM28 154H29V153H27V155H28ZM70 154H71V153H70ZM73 154H74V153H73ZM86 154H84V155L86 156ZM88 154H89V153H88ZM91 154H92V153L90 152V156H91ZM121 154H122V153H121ZM149 154H148V155H149ZM167 154H168V153H167ZM178 154H179V153H178ZM178 154H177V155H178ZM214 154H215V153H214ZM217 154H218V153H217ZM231 154H233V153H231ZM92 155H93V154H92ZM95 155H96V154H95ZM100 155H101V154H100ZM113 155H114V154H113ZM119 155H120V154H119ZM129 155H130V154H129ZM179 155H180V154H179ZM197 155H198V154H197ZM30 156H31V155H30ZM42 156H43V155H42ZM67 156H68V155H67ZM79 156H80V155H79ZM98 156H99V155H98ZM115 156H116V155H115ZM160 156H161V155H160ZM168 156H170V154H169ZM171 156H173V155H171ZM175 156H176V154H175ZM182 156H183V155H182ZM195 156H196V155H195ZM62 157H63V156H62ZM72 157H73V156H72ZM80 157H81V156H80ZM82 157H84V156L82 155ZM86 157H89V155L86 156ZM86 157H85V160H86ZM121 157H122V156H121ZM128 157H129V156H128ZM166 157H167V156H166ZM183 157H184V156H183ZM186 157H187V156H186ZM189 157H190V156H189ZM196 157H197V156H196ZM0 158H1V157H0ZM69 158H71V157H69ZM76 158H77V157H76ZM76 158H73V159H76ZM90 158H91V157H90ZM156 158H157V157H156ZM219 158H220V157H219ZM80 159H81V158H80ZM80 159H78V160H80ZM83 159H84V158H83ZM125 159H126V158H125ZM182 159H184V158H182ZM197 159H199V158L197 157ZM213 159H214V158H213ZM19 160H21V159H19ZM39 160H40V159H39ZM85 160H84V163H85ZM171 160H172V159H171ZM175 160H177V158H175ZM180 160H181V159H180ZM184 160H185V159H184ZM191 160H192V159H191ZM194 160H195V159H194ZM194 160H193L192 162L196 163ZM224 160H225V159H224ZM33 161H34V160H33ZM91 161H93V160L91 159ZM172 161H173V160H172ZM197 161H198V160H197ZM35 162H37V160H36ZM52 162H53V161H52ZM73 162H74V161H73ZM82 162H83V161H82ZM88 162H89V161H88ZM94 162H95V161H94ZM143 162H144V161H143ZM152 162H153V161H152ZM152 162H151V163H152ZM160 162H161V161H160ZM182 162H183V161H182ZM185 162H186V161H185ZM189 162H190V161H189ZM211 162H212V161H211ZM41 163H42V162H41ZM49 163H50V162H49ZM57 163H58V162H57ZM90 163H91V162H90ZM133 163H134V162H133ZM133 163H130V164L132 165ZM171 163H172V162H171ZM190 163H191V162H190ZM194 163H192V164H194ZM18 164H19V162H18ZM32 164H33V163H32ZM36 164H37V163H36ZM46 164H47V163H46ZM87 164H88V163H87ZM92 164H93V163H92ZM169 164H170V162H169ZM175 164H176V163H175ZM185 164H187V163H185ZM68 165H69V164H67V166H68ZM179 165H180V164H179ZM188 165H189V164H188ZM36 166H37V165H36ZM38 166H39V165H38ZM40 166L42 167V165H40ZM40 166H39V167H40ZM48 166H49V165H48ZM82 166H83V165H82ZM82 166H81V167H82ZM128 166H129V165H128ZM139 166H140V165H139ZM192 166H193V165H192ZM197 166H198V165H197ZM199 166H200V165H199ZM77 167H78V166H77ZM83 167H84V166H83ZM85 167H86V166H85ZM124 167H126V166H124ZM137 167H138V165H137ZM164 167H165V166H164ZM164 167H163V169H164ZM172 167H176V165H175V166H172ZM178 167H179V166H178ZM33 168H34V167H33ZM36 168H38V167H36ZM52 168H53V167H52ZM62 168H63V167H62ZM127 168H128V167H127ZM169 168H170V167H169ZM176 168H177V167H176ZM176 168H175V169H176ZM180 168H181V166H180ZM182 168H183V167H182ZM210 168H212V167H210ZM217 168H218V167H217ZM41 169H42V168H41ZM63 169H66V168H63ZM68 169H69V168H68ZM75 169L77 170L78 168H75ZM140 169H141V168H140ZM190 169H191V168H190ZM193 169H194V168H193ZM195 169H196V168H195ZM195 169H194V170H195ZM202 169H204V168H202ZM202 169H201V170H202ZM206 169H207V168H206V166H205V170H206ZM213 169H214V168H213ZM213 169H212V170H213ZM39 170H40V169H39ZM53 170H54V169H53ZM56 170H57V169H56ZM83 170H84V169H83ZM176 170H177V169H176ZM199 170H200V169H199ZM215 170H216V169H215ZM218 170H219V169H218ZM17 171H18V169H17ZM19 171H20V169H19ZM45 171H46V170H45ZM45 171H44V172H45ZM58 171H59V170H58ZM64 171H65V170H64ZM64 171H63V172H64ZM120 171H121V170H120ZM177 171H178V170H177ZM184 171H185V170H184ZM195 171H198V170H195ZM202 171H203V170H202ZM206 171H208V170H206ZM228 171H229V170H228ZM41 172L43 173V171H41ZM53 172H55V170H54ZM60 172H61V171H60ZM158 172H160V171H158ZM173 172H174V171H173ZM182 172H183V171H182ZM189 172H190V171H189ZM208 172H210V174L213 173V172H211V170L208 171ZM234 172L236 173V171H234ZM37 173H38V171H37ZM50 173H51V171H50ZM56 173H57V172H56ZM72 173H74V172H72ZM153 173H156V172H153ZM174 173H175V172H174ZM174 173H173V174H174ZM183 173H184V172H183ZM222 173H223V172H222ZM20 174H21V173H20ZM43 174H44V173H43ZM54 174H55V173H54ZM57 174H58V173H57ZM64 174H65V172H64ZM117 174H119V173H117ZM150 174H151V173H150ZM167 174H168V173H167ZM197 174H198V173H197ZM233 174H234V173H233ZM32 175H33V174H32ZM41 175H42V174H41ZM50 175H51V174H50ZM50 175H49V176H50ZM67 175H68V174H67ZM153 175H154V174H153ZM178 175H180V174H178ZM184 175H185V174H184ZM184 175H183V176H184ZM203 175H205V174L203 173ZM206 175H207V174H206ZM83 176H84V175H83ZM117 176H118V175H117ZM145 176H146V175H145ZM145 176L143 175V177H145ZM154 176H155V175H154ZM164 176H165V175H164ZM166 176H167V175H166ZM170 176H171V175H170ZM216 176H217V175H216ZM34 177H35V176H34ZM70 177H71V176H70ZM172 177H173V176H172ZM175 177H177V176L175 175ZM181 177H182V176H181ZM187 177H188V176H187ZM217 177H218V176H217ZM222 177H223V176H222ZM15 178H17V177L15 176ZM36 178L38 179V177H36ZM46 178H47V177H46ZM81 178H82V176H81ZM114 178H115V177H114ZM114 178H113V180H114ZM169 178H170V177H169ZM178 178H179V176H178ZM182 178H183V177H182ZM207 178H208V177H207ZM218 178H219V177H218ZM140 179H141V177H140ZM140 179H139V180H140ZM143 179H144V178H143ZM146 179H147V176H146ZM146 179H144V180H146ZM158 179H159V178H158ZM172 179H173V178H172ZM219 179H220V178H219ZM227 179H228V178H227ZM30 180H31V179H30ZM70 180H72V177L70 178ZM70 180H69V181H70ZM128 180H129V179H128ZM137 180H138V178H137ZM137 180L135 179V181H137ZM139 180H138V181H139ZM148 180H149V179H148ZM162 180H163V179H162ZM170 180H171V178H170ZM180 180H181V179H180ZM183 180H184V178H183ZM187 180H189V179H187ZM73 181H74V179H73ZM80 181H81V179H80ZM130 181H131V180H130ZM141 181H142V180H141ZM155 181H156V180H155ZM160 181H161V180H160ZM160 181H159V184L161 183ZM204 181H206V180L204 179ZM220 181H221V180H220ZM242 181H243V180H242ZM43 182H44V181H43ZM67 182H68V181H67ZM143 182H144V181H143ZM172 182H173V181L171 180V183H172ZM15 183H16V182H15ZM72 183H73V182H72ZM82 183H83V182H82ZM111 183H112V182H111ZM145 183H146V182H145ZM145 183H143V184H145ZM167 183H168V182H167ZM167 183H166V184H167ZM169 183H170V181H169ZM169 183H168L167 185H168V186H169V185L171 186V183H170V184H169ZM173 183H174V182H173ZM191 183H192V182H191ZM223 183H224V182H223ZM45 184H46V183H45ZM63 184H64V183H63ZM67 184H69V183H67ZM77 184H78V183H77ZM149 184H150V183H149ZM163 184H164V183H163ZM174 184H175V183H174ZM177 184H178V182H177ZM180 184H181V183H180ZM187 184H188V183H187ZM187 184H186L185 186H187ZM203 184H204V182H203ZM203 184H202V185H203ZM213 184H214V183H213ZM224 184H225V183H224ZM240 184H241V183H240ZM240 184H239V185H240ZM19 185H20V184H19ZM32 185H33V184H32ZM110 185H111V184H110ZM119 185H120V184H119ZM157 185H158V182H157ZM193 185H194V183H192V186H193ZM199 185H201V184H199ZM202 185H201V186H202ZM207 185H209V184H207ZM43 186H44V185H43ZM64 186H66V185H64ZM68 186H69V185H68ZM73 186H74V184H73ZM80 186H81V184H80ZM108 186H109V185H108ZM153 186H154V185H153ZM164 186L166 187V185H164ZM164 186H163V187H164ZM173 186H174V185H173ZM178 186H179V185H178ZM190 186H191V185H190ZM234 186H235V185H234ZM240 186H241V185H240ZM240 186H239V188H240ZM165 187H164V188H165ZM205 187H207V186H205ZM205 187H204V188H205ZM235 187H236V186H235ZM40 188H41V187H40ZM65 188H66V187H65ZM65 188H63V189H65ZM107 188H108V187H107ZM157 188H158V187H157ZM164 188H163V190H164ZM176 188H177L176 190L178 191V187H176ZM195 188L197 189V186H196ZM208 188H209V187H208ZM208 188H207V189H208ZM237 188H238V187H237ZM70 189H71V188H70ZM70 189H69V190H70ZM72 189H73V188H72ZM72 189H71V190H72ZM155 189H156V188H155ZM160 189H161V188H160ZM171 189L173 190V187H172ZM183 189H185V188H183ZM198 189H199V187H198ZM207 189H206V192H207ZM11 190H12V189H11ZM48 190H49V189H48ZM65 190L67 191V189H65ZM152 190H154V189H152ZM158 190H159V189H158ZM158 190H156V191H158ZM163 190H162V191H163ZM176 190H174L175 193H176ZM185 190H186V189H185ZM187 190H188V189H187ZM190 190H191V189H190ZM204 190H205V189H204ZM219 190H220V189H219ZM2 191H3V190H2ZM14 191H16V190H14ZM82 191H83V190H82ZM162 191H161V192H162ZM165 191H166V190H165ZM191 191H192V190H191ZM194 191H195V190H194ZM197 191H198V190H197ZM200 191H201V187H200ZM240 191H241V190H240ZM67 192H68V191H67ZM145 192H146V191H144V193H145ZM161 192H159V194H160ZM168 192H170V191H168ZM181 192H182V191H180V193H181ZM186 192H187V191H186ZM192 192H193V191H192ZM195 192H196V191H195ZM195 192H193V193H195ZM198 192H199V191H198ZM206 192H205V193H206ZM208 192H209V190H208ZM83 193H84V192H83ZM151 193H152V192H151ZM153 193L156 194L157 192H156V193L153 192ZM171 193H172V192H171ZM177 193H178V192H177ZM189 193H190V192H189ZM202 193H203V192H202ZM202 193H201V195H202ZM213 193H214V192H213ZM14 194H15V192H14ZM54 194H55V193H54ZM71 194H72V193H71ZM84 194H85V193H84ZM142 194H143V193H142ZM157 194H158V193H157ZM162 194H163V193H162ZM165 194H166V192H165ZM199 194H200V193H199ZM199 194H198V195H199ZM203 194H204V193H203ZM226 194H227V193H226ZM8 195H9V194H8ZM11 195H12V193H11ZM73 195H74V194H73ZM91 195H92V194H91ZM130 195H131V194H130ZM136 195H137V194H135L134 197H136ZM148 195H149V194H148ZM148 195H147V196H148ZM204 195H205V194H204ZM209 195H210V194H209ZM212 195H214V194H212ZM12 196H13V195H12ZM55 196H56V195H55ZM112 196H113V194H112ZM115 196H116V195H115ZM131 196H132V195H131ZM147 196H145V197H147ZM152 196L154 197V195H152ZM159 196H160V195H159ZM169 196H170V194H169ZM176 196H177V195H176ZM180 196H181V194H180ZM188 196H189V195H188ZM207 196H208V195H207ZM207 196H205V197L208 198ZM217 196H218V194H217ZM217 196H216V197H217ZM225 196H226V195H225ZM137 197H138V195H137ZM145 197H144V198H145ZM148 197H149V196H148ZM164 197H165V199H166V196H164ZM174 197H175V196H174ZM214 197H215V195H214ZM218 197H219V196H218ZM76 198H77V197H76ZM93 198H94V197H93ZM113 198H115V197H113ZM116 198H117V197H116ZM132 198H133V197H132ZM139 198H141V197H139ZM149 198H150V197H149ZM157 198H158V197H157ZM200 198H202V197H200ZM206 198H205V199H206ZM221 198H222V197H221ZM56 199H57V198H56ZM109 199H110V198H109ZM117 199H118V198H117ZM117 199H116V200H117ZM119 199H120V198H119ZM142 199H143V198H142ZM150 199H152V198H150ZM176 199H177V198H176ZM182 199H184V197H183ZM203 199H204V197H203ZM229 199H230V198H229ZM54 200H55V198H54ZM54 200H53V201H54ZM153 200H154V199H152V201H153ZM179 200H180V199H179ZM221 200H222V199H221ZM58 201H59V200H58ZM58 201H57V202H58ZM120 201H121V200H120ZM146 201H147V200H146ZM169 201H170V199H169ZM169 201H167V202H169ZM183 201H184V200H183ZM194 201H195V200H194ZM200 201H202V200H200ZM203 201H204V200H203ZM205 201H206V200H205ZM212 201H214V200L212 199ZM225 201H226V200H225ZM225 201H224V202H225ZM95 202H96V201H95ZM118 202H119V200H118ZM147 202H148V201H147ZM149 202H150V201H149ZM197 202H198V201H197ZM15 203H16V202H15ZM63 203H64V202H63ZM114 203H117V202H114ZM120 203H123V202L121 201ZM124 203H125V202H124ZM124 203H123V204H124ZM126 203H128V202H126ZM136 203H139V201L136 202ZM141 203H142V202H141ZM220 203H221V202H220ZM242 203H243V202H242ZM70 204H72V203L70 202ZM100 204H101V203H100ZM129 204H130V202H129ZM131 204H132V203H131ZM51 205H52V204H51ZM54 205H55V204H54ZM54 205H53V206H54ZM132 205H135V204H132ZM138 205H139V204H138ZM145 205H146V204H145ZM152 205H153V203H152ZM152 205H151V206H152ZM167 205H169V204H167ZM177 205H179V204H177ZM181 205H182V204H181ZM183 205H184V204H183ZM187 205H189V204H187ZM222 205H224V203H223ZM237 205H238V204H237ZM40 206H42V205H40ZM76 206H77V205H76ZM96 206H97V205H96ZM96 206H95V208H96ZM117 206H118V205H117ZM130 206H131V205H130ZM136 206H137V205H136ZM141 206H142V205H141ZM141 206H140V207H141ZM154 206H155V205H154ZM154 206H153V208H154ZM158 206H159V204H158ZM164 206H165V205H164ZM171 206H172V205H171ZM174 206H175V205H174ZM189 206H190V205H189ZM197 206H198V205H197ZM212 206H213V205H212ZM225 206L228 207L226 204H225ZM231 206H232V205H231ZM244 206H245V205H244ZM16 207H17V206H16ZM137 207H138V206H137ZM144 207H145V206H144ZM144 207H143V209H144ZM148 207H149V206H148ZM178 207H180V206H178ZM181 207H182V206H181ZM199 207H200V206H199ZM199 207H197V209H198ZM201 207H202V206H201ZM237 207H238V206H237ZM21 208H22V207H21ZM56 208H57V207H56ZM67 208H68V207H67ZM81 208H83V207H81ZM97 208H98V207H97ZM128 208H129V207H128ZM133 208H134V207H133ZM135 208H136V207H135ZM141 208H142V207H141ZM149 208H150V207H149ZM153 208H152V209H153ZM168 208H169V207H168ZM8 209H9V208H8ZM28 209H29V208H28ZM58 209H59V208H58ZM58 209H57V210H58ZM62 209H63V208H62ZM88 209H89V208H88ZM124 209H125V208H124ZM126 209H127V208H126ZM126 209H125V210H126ZM131 209H132V208H131ZM162 209H163V208H162ZM180 209H181V208H180ZM188 209H189V208H188ZM197 209H196V210H197ZM205 209H206V208H205ZM229 209H230V208H229ZM59 210H60V209H59ZM76 210H77V209H76ZM80 210H81V209H80ZM138 210H140V209H138ZM145 210H147V208H146ZM145 210H144V211H145ZM153 210H154V209H153ZM164 210H165V209H164ZM169 210H170V209H168V211H169ZM172 210H174V209H172ZM190 210H192V209H190ZM243 210H244V209H243ZM246 210H247V209H246ZM246 210H245V211H246ZM52 211H54V210H52ZM166 211H167V210H166ZM174 211H175V210H174ZM184 211H185V210H184ZM207 211H209V210H207ZM220 211H221V210H220ZM11 212H12V211H11ZM16 212H17V211H16ZM25 212H28V211H26V210H25V211H24V210H21L19 213H21V215H22V214H24ZM58 212H59V211H58ZM83 212H84V211H83ZM101 212H102V211H101ZM120 212H121V211H120ZM120 212H119V213H120ZM129 212H130V211H129ZM129 212H128V213H129ZM136 212H137V210H136ZM149 212H150V210H149ZM169 212H171V211H169ZM172 212H173V211H172ZM218 212H219V211H218ZM218 212H217V213H218ZM254 212H255V210H254ZM55 213H56V212H55ZM94 213H96V212H94ZM102 213H103V212H102ZM102 213H101V214H102ZM111 213H112V212H111ZM111 213H110V214H111ZM116 213H118V212L116 211ZM116 213H115V214H116ZM143 213H144V212H143ZM150 213H151V212H150ZM174 213H176V212H174ZM177 213H178V212H177ZM215 213H216V212H215ZM243 213L245 214V212H243ZM247 213H248V212H247ZM249 213H250V211H249ZM257 213H258V212H257ZM97 214H98V213H97ZM103 214H104V213H103ZM138 214H141V212L138 213ZM151 214H152V213H151ZM162 214H164V213L162 212ZM202 214H203V213H202ZM219 214H220V212L218 213V215H219ZM222 214H223V213H222ZM244 214H243V215H244ZM62 215H63V214H62ZM82 215H83V214H82ZM104 215H105V214H104ZM130 215H131V214H129L128 217H129ZM158 215H159V214H158ZM246 215H247V214H246ZM249 215H250V214H249ZM254 215H255V214H254ZM76 216H77V215H76ZM80 216H81V215H80ZM112 216H113V215H112ZM118 216H120V215H118ZM118 216H117V217H118ZM121 216H122V215H121ZM125 216H126V215H125ZM125 216H124V217H125ZM153 216H154V215H153ZM159 216H160V215H159ZM163 216H164V215H163ZM173 216H174V215H173V213H172V216H170V217L175 218V217H173ZM215 216H216V214H215ZM215 216H213V217H215ZM219 216H220V215H219ZM255 216L258 217V215H255ZM61 217H62V216H61ZM97 217H98V216H96V219H97ZM106 217H107V216H106ZM106 217H105V218H106ZM115 217H116V215H115ZM122 217H123V216H122ZM128 217H127V218H128ZM198 217H200V216H198ZM243 217H244V216H243ZM243 217H242V219H244V218L246 219L247 216L244 217V218H243ZM252 217H254V216H252ZM252 217H251V218H252ZM108 218H109V217H108ZM131 218H132V215H131ZM131 218H130V219H131ZM137 218H138V217H137ZM147 218H148V217H147ZM161 218H162V216H161ZM176 218H177V217H176ZM201 218H203V217H201ZM220 218H222V217H220ZM220 218L218 217V219H220ZM247 218H248V217H247ZM51 219H52V218H51ZM53 219H54V218H53ZM93 219L95 220L94 217H93ZM110 219H111V218H110ZM114 219H115V218H114ZM117 219L119 220V218H117ZM117 219H116V220H117ZM122 219H123V218H122ZM124 219H126V217H125ZM135 219H136V218H135ZM135 219H134V220H135ZM138 219H139V218H138ZM164 219H165V218H164ZM198 219H199V218H198ZM198 219H197V222H200V221H198ZM204 219H205V218H204ZM214 219H216V218H214ZM257 219H259V218H257ZM260 219H261V218H260ZM56 220H58V219H56ZM101 220H102V219H101ZM107 220H108V219H107ZM111 220H112V219H111ZM111 220H109V221H111ZM116 220H115V221H116ZM128 220H129V219H128ZM128 220L126 221V223L128 222ZM132 220H133V219H132ZM132 220H131V221H132ZM134 220H133V221H134ZM150 220H151V219H150ZM156 220H157V217H156ZM201 220H202V219H201ZM207 220H208V219H207ZM207 220L205 219V222H206ZM255 220H256V219H255ZM162 221H163V220H162ZM162 221H161V222H162ZM179 221H181V220H179ZM179 221H178V222H179ZM189 221H190V220H189ZM209 221H210V220H209ZM211 221H212V220H211ZM211 221H210V223H212ZM248 221H250V220L248 219ZM256 221H257V220H256ZM91 222H92V221H91ZM95 222H97V221H95ZM100 222H101V221H100ZM107 222H108V221H107ZM138 222H139V221H138ZM140 222H141V220H140ZM158 222H159V221H158ZM190 222H191V221H190ZM205 222H204V223H205ZM222 222H223V221H222ZM227 222H228V221H227ZM227 222H225V224H226ZM241 222H242V221H241ZM261 222H262V221H261ZM54 223H55V222H54ZM82 223H83V222H82ZM105 223H106V222H105ZM110 223H112V222H110ZM165 223H166V222H165ZM171 223H172V222H170V225H171ZM179 223H181V222H179ZM192 223H193V222H192ZM207 223H208V222H207ZM220 223H221V222H220ZM263 223H264V222H263ZM263 223H262V224H263ZM14 224H15V221H14ZM93 224H94V223H93ZM96 224H97V223H96ZM99 224H101V223H99ZM120 224H122V223H119V225H120ZM132 224H134V223H132ZM167 224H168V223H167ZM173 224H175V223H173ZM176 224H177V223H176ZM182 224H183V223H182ZM205 224H206V223H205ZM205 224H204V225H205ZM258 224L260 225L261 223H258ZM128 225H129V224H128ZM190 225L192 226L193 224H190ZM209 225H211V224H209ZM223 225H224V224H223ZM229 225H230V224H229ZM263 225H264V224H263ZM263 225H262V226H263ZM89 226H90V225H89ZM93 226H94V225H93ZM136 226L138 227V224H137ZM136 226H135V227H136ZM174 226H175V225H174ZM198 226H199V224H198ZM212 226H213V225H212ZM221 226H222V225H221ZM243 226H244V225H242V227H243ZM247 226H248V225H247ZM253 226H254V225H253ZM60 227H61V226H60ZM137 227H136V229H137ZM175 227H176V226H175ZM177 227H179V225H178ZM194 227H195V226H194ZM208 227H209V226H208ZM254 227H255V226H254ZM258 227H259V226H258ZM260 227H261V225H260ZM116 228H117V227H116ZM116 228H115V229H116ZM148 228H149V227H148ZM172 228H173V226H172ZM179 228H180V227H179ZM196 228H197V227H196ZM209 228H210V227H209ZM215 228H216V227H215ZM215 228H214V229H215ZM261 228H264V227H261ZM261 228H260V229H261ZM103 229H104V228H103ZM111 229H112V228H111ZM120 229H121V228H120ZM122 229H123V228H122ZM122 229H121V230H122ZM129 229H130V228H129ZM161 229H163V228H161ZM161 229H160V230H161ZM174 229H175V228H174ZM176 229H177V228H176ZM214 229H213V231H214ZM220 229H222V228H220ZM244 229H245V228H244ZM156 230H157V229H156ZM160 230H159V231H160ZM180 230L182 231V227H181ZM210 230H211V229H210ZM256 230H258V229L256 228ZM261 230H262V229H261ZM149 231H150V230H149ZM166 231H167V230H166ZM177 231H178V230H177ZM193 231H194V230H193ZM258 231H259V230H258ZM92 232H93V231H92ZM110 232H111V231H110ZM114 232H115V231H114ZM127 232H128V231H127ZM131 232H132V231H131ZM156 232H157V231H156ZM168 232H169V230H168ZM170 232H171V231H170ZM225 232H226V231H225ZM263 232H264V231H263ZM4 233H5V232H4ZM108 233H109V231H108ZM117 233H118V232H117ZM121 233H122V231H121ZM124 233H125V229H124ZM162 233H164V232H162ZM180 233H181V232H180ZM205 233H206V232H205ZM260 233H261V232H260ZM9 234H10V233H9ZM160 234H161V233H160ZM178 234H179V233H178ZM185 234H186V232H185ZM211 234H212V233H211ZM214 234H215V231H214ZM256 234H257V233H256ZM262 234H263V233H262ZM2 235H3V231H2ZM2 235H1V236H2ZM123 235H124V234H123ZM123 235H122V236H123ZM126 235H128V234H126ZM137 235H138V234H137ZM181 235H182V234H181ZM181 235H180V236H181ZM198 235H199V234H198ZM205 235H206V234H205ZM205 235H204V236H205ZM263 235H264V234H263ZM88 236H89V235H88ZM108 236H109V235H108ZM113 236H114V235H113ZM134 236H135V234H134ZM139 236H141V235H139ZM169 236H170V235H169ZM182 236H183V235H182ZM182 236H181L180 238H182ZM184 236H185V235H184ZM184 236H183V237H184ZM187 236H188V235H187ZM246 236H247V235H246ZM261 236H262V235H261ZM109 238H110V237H109ZM113 238H114V237H113ZM115 238H116V237H115ZM117 238H118V237H117ZM154 238H155V237H154ZM186 238H187V237H186ZM237 238H238V237H237ZM15 239H16V238H15ZM119 239H120V238H119ZM138 239H139V238H138ZM184 239H185V238H184ZM213 239H214V238H213ZM216 239H217V237H216ZM245 239H246V238H245ZM88 240H89V239H88ZM109 240H110V239H108V237H106V235L100 234V236H99V241H100V243H103V242H106V241H109ZM111 240H113V239H111ZM117 240H118V239H117ZM123 240H124V239H123ZM199 240H201V239H199ZM220 240H221V239H220ZM262 240H263V236H262ZM262 240H261L260 242H262ZM66 241H67V240H66ZM70 241H71V240H70ZM142 241H144V240H142ZM181 241H182V239H181ZM181 241H180V242H181ZM184 241H185V240H184ZM186 241H187V240H186ZM217 241H219V240H217ZM217 241H216V242H217ZM242 241H243V240H242ZM258 241H259V240H258ZM57 242H58V241H57ZM61 242H62V241H61ZM82 242H83V241H82ZM113 242H114V241H113ZM121 242H122V241H121ZM123 242H125V241H123ZM138 242H139V241H138ZM163 242H164V241H163ZM201 242H202V241H201ZM220 242H221V241H220ZM260 242H259V243H260ZM91 243H92V242H91ZM111 243H112V242H111ZM114 243H116V242H114ZM132 243H133V242H132ZM140 243H141V242H140ZM188 243H189V246H190V242H188ZM256 243H257V242H256ZM263 243H264V242H263ZM57 244H58V243H57ZM64 244H65V243H64ZM78 244H79V243H78ZM153 244H154V243H153ZM185 244H186V243H185ZM216 244H217V243H216ZM261 244H262V243H261ZM90 245H91V244H90ZM95 245H96V244H95ZM107 245H108V243H107ZM113 245H114V244H113ZM117 245H118V244H117ZM122 245H123V243H122ZM139 245H140V244H139ZM142 245H143V244H142ZM202 245H203V243H202ZM202 245H201V246H202ZM204 245H205V242H204ZM204 245H203V246H204ZM86 246H87V245H86ZM109 246H111V245H109ZM115 246H116V245H115ZM186 246H187V245H186ZM191 246H193V244H192ZM206 246H207V248H208V245H206ZM222 246H223V245H222ZM224 246H225V245H224ZM251 246H253V245H251ZM59 247H60V246H59ZM97 247H98V246H97ZM129 247H130V246H129ZM129 247H127V248H129ZM131 247H132V245H131ZM136 247H137V246H135V248H136ZM146 247H147V246H146ZM152 247H153V246H152ZM177 247H178V246H175V249H176ZM183 247H184V245H183ZM183 247H182V248H183ZM194 247H195V246H194ZM194 247H193V248H194ZM242 247H243V246H242ZM261 247H262V246H261ZM60 248H61V247H60ZM67 248H68V247H67ZM84 248H85V247H84ZM109 248H110V247H109ZM135 248H134V249H135ZM186 248H188V247H186ZM186 248H184V249L187 250ZM189 248H190V247H189ZM205 248H206V247H205ZM207 248H206V249H207ZM223 248H224V247H223ZM225 248H226V247H225ZM225 248H224V249H225ZM245 248H247V247H245ZM257 248H258V246H257ZM62 249H63V248H62ZM75 249H76V248H75ZM86 249H87V248H86ZM117 249H118V248H117ZM123 249H124V248H123ZM129 249H130V248H129ZM148 249H149V248H148ZM166 249H167V248H166ZM175 249H174V250H175ZM194 249H195V248H194ZM226 249H227V248H226ZM248 249H249V248H248ZM259 249H260V247H259ZM263 249H264V247H263ZM64 250H65V249H64ZM73 250H74V249H73ZM102 250H103V249H102ZM106 250H109V249H106ZM131 250H132V248H131ZM150 250H151V249H150ZM176 250H177V249H176ZM188 250H189V249H188ZM11 251H12V250H11ZM61 251H62V250H61ZM69 251H70V250H69ZM76 251H77V250H76ZM119 251H120V250H119ZM123 251H124V250H123ZM177 251H179V250H177ZM191 251H192V250H191ZM193 251H194V250H193ZM81 252H82V251H81ZM115 252H116V251H115ZM125 252H126V251H125ZM139 252H140V251H139ZM151 252H152V251H151ZM171 252H172V251H171ZM209 252H210V251H208V253H209ZM225 252H226V251H225ZM248 252H249V250H248ZM248 252H247V253H248ZM84 253H85V251H84ZM107 253H108V252H107ZM111 253H112V251H111ZM113 253H114V252H113ZM146 253H149V252L147 251ZM153 253H154V252H152V254H153ZM182 253H183V252H182ZM184 253H185V252H184ZM184 253H183V255H184ZM186 253H188V252H186ZM192 253H194V252H192ZM195 253H196V252H195ZM208 253H207V254H208ZM221 253H222V251H221ZM223 253H224V252H223ZM226 253H227V252H226ZM64 254H66V253H64ZM68 254H69V253H68ZM71 254H72V253H71ZM85 254H86V253H85ZM125 254H126V253H125ZM130 254H131V253H130ZM172 254H173V252H172ZM178 254H179V253H178ZM188 254H189V253H188ZM190 254H191V253H190ZM224 254H225V253H224ZM229 254H230V253H229ZM249 254H250V252H249ZM111 255H112V254H111ZM132 255H133V252H132ZM146 255H148V254H146ZM191 255H192V254H191ZM210 255H211V254H210ZM22 256H23V255H22ZM77 256H78V255H77ZM108 256H109V254H108ZM119 256H120V255H119ZM119 256H118V257H119ZM129 256H130V255H129ZM176 256H178V255H176ZM180 256H181V255H180ZM186 256H187V255H186ZM194 256H195V255H193V260H194ZM196 256H199V254L197 255V253H196ZM225 256H226V255H225ZM228 256H230V255H228ZM112 257H113V256H112ZM125 257H127V256L125 255ZM133 257H134V256H133ZM173 257H175V254H174ZM181 257H182V256H181ZM188 257H189V255H188ZM212 257H213V256H212ZM247 257H248V256H247ZM247 257H246V258H247ZM73 258H74V257H73ZM100 258H101V256H100ZM104 258H105V257H104ZM130 258H131V257H130ZM134 258H135V257H134ZM139 258H140V257H139ZM150 258H151V256H150ZM166 258H167V257H166ZM183 258H185V257H183ZM183 258L181 259L182 261H183ZM249 258H250V257H249ZM108 259H109V258H108ZM110 259H111V258H110ZM112 259H113V258H112ZM154 259H155V258H154ZM172 259H173V258H172ZM177 259H178V258H177ZM177 259H176V260H177ZM185 259H186V258H185ZM185 259H184V260H185ZM189 259H190V257H189ZM195 259H196V258H195ZM197 259H198V257H197ZM199 259L201 260L200 256H199ZM199 259H198V260H199ZM217 259H218V258H217ZM250 259H251V258H250ZM69 260H70V259H69ZM82 260H83V259H82ZM93 260H94V259H93ZM98 260H99V259H98ZM115 260H116V259H115ZM147 260H148V259H147ZM150 260H151V259H150ZM174 260H175V259H174ZM253 260H254V259H253ZM101 261H102V259H101ZM110 261H111V260H110ZM165 261H166V259H165ZM167 261L169 262L168 259H167ZM171 261H173V260H171ZM202 261H203V259H202ZM70 262H71V261H70ZM95 262H97V261H95ZM117 262H118V261H117ZM130 262H131V261H130ZM138 262H139V261H138ZM148 262H149V261H148ZM173 262H174V261H173ZM177 262H179V261H177ZM225 262H226V261H225ZM241 262H242V261H241ZM241 262H240V263H241ZM83 263H84V262H83ZM111 263H112V262H111ZM111 263H110V264H111ZM127 263H128V262H127ZM135 263H136V262H135ZM180 263H183V262L180 261ZM184 263H185V262H184ZM188 263H189V262H188ZM198 263H200V261H199ZM245 263H246V261H245ZM245 263H244V264H245ZM123 264H124V263H123ZM125 264H126V263H125ZM158 264H159V263H158ZM172 264H173V263H172ZM177 264H178V263H177ZM190 264H191V263H190ZM204 264H205V263H204ZM246 264H248V263H246ZM250 264H251V263H250Z\"/></svg>", "mask_w": 264, "mask_h": 264}]
</instances>
